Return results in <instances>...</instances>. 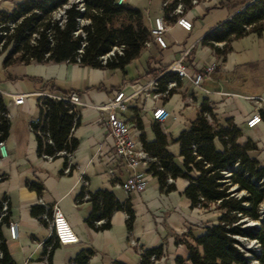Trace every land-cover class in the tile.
I'll use <instances>...</instances> for the list:
<instances>
[{"label":"crops","instance_id":"0c3cea01","mask_svg":"<svg viewBox=\"0 0 264 264\" xmlns=\"http://www.w3.org/2000/svg\"><path fill=\"white\" fill-rule=\"evenodd\" d=\"M20 1L0 0V11L9 12ZM161 1H123L141 12L146 28L153 18L159 17L168 29L165 50L161 51L150 43L122 70L90 68L67 62L3 68L4 55L0 54V96L9 114L8 132L3 141L6 157L0 160V176L3 177L0 180V200H8L7 220L17 224V237L9 240L5 224L0 225V236L14 264H71L84 250L92 253L87 264H138V253L129 246V238L143 249L160 247L157 264H175L177 257L183 260V264H189L185 247L176 241L183 236L192 244L191 237H198L205 227L216 223L218 211L213 207L207 210L189 208L183 197L187 181L179 178L173 182L174 191L160 193L156 178L149 176L142 193L127 196L118 187L126 179L127 171L110 161L111 152L103 153L102 144L111 147V140L102 134L98 112L93 108L106 102L118 90L131 95L133 86L145 85L162 72L158 73L159 68L164 71L183 48H190L187 77L178 79V85L167 98L153 99L143 92L135 95L121 114L130 126V133L140 144V135L144 136L145 142L153 141L151 109L163 107L168 112V117L160 125L167 142L165 150L172 156V162L182 169L178 144L173 140L190 127L200 103L206 101L218 125L229 120L240 131L236 145L241 146L247 141L254 144L255 148L246 155L264 167V120L253 128L245 125V120L259 110L247 98H258L260 105H264V30L258 36L248 33L231 41L223 60L210 48L200 45L204 35L253 0L231 6L226 0L200 2L184 14L191 23L188 32L174 26L173 20H165ZM211 63L215 64L213 73L205 76L199 87L192 86V74ZM71 93L77 95L81 106L78 123L70 132L77 145L69 158L71 169L64 174L62 157L52 160L37 157L35 136L28 124L39 117L37 99L40 94L60 97ZM11 94H25L23 105H13L9 98ZM137 122L141 124V130L137 129ZM214 146L220 150L216 140ZM27 182L41 187L39 195L26 187ZM98 190L111 193L119 204L128 200L133 216L130 230L126 228L122 211L111 213L109 227L105 230H94L86 224L92 205L77 196L81 191L83 196H88ZM54 205L74 232L75 244L58 245L42 217L45 214H30L32 207L35 212L39 211L38 207H50V218ZM49 238L50 251L46 254L48 246L44 251V243Z\"/></svg>","mask_w":264,"mask_h":264},{"label":"trees","instance_id":"16d2710c","mask_svg":"<svg viewBox=\"0 0 264 264\" xmlns=\"http://www.w3.org/2000/svg\"><path fill=\"white\" fill-rule=\"evenodd\" d=\"M180 2L183 12L191 8L190 0ZM175 4L176 1H172L163 9L165 20H169L167 14ZM79 5L82 11H79ZM58 10L62 11V15L56 18L54 14ZM263 30L264 0H253L204 35L200 45L210 48L216 57L223 60L231 41L248 33L258 36ZM147 38L141 12L127 4H116V0H21L9 12L0 11V54L5 52L1 62L3 68L30 63L67 62L90 68L122 70L139 55ZM114 47L120 48V54L114 51L102 63L100 57ZM157 71L159 73L163 68ZM168 81H175L176 85L179 82L174 74L165 73L159 78L160 89ZM37 107L38 120L29 123L35 136L37 157L43 155L52 160L59 157L62 151L71 154L77 143L70 132L78 123L72 108L67 102L48 97H39ZM5 113L0 96V142L6 139L8 132ZM258 114L264 118V105ZM136 127L142 129L139 122ZM37 130L50 144L37 136ZM151 131L153 141L145 142L144 136L140 135V142L143 150L155 159L146 172L156 178L159 192L174 191V180L184 179L187 185L183 197L188 201L189 208L207 210L213 207L219 213L215 224L205 227L198 237H191L192 244L183 236L176 241L185 247L186 261L189 264H253V261L264 264V207H261L264 202V167L246 155L247 151L255 148L254 144L247 141L241 146L236 145L240 131L229 120L224 125H218L206 101L200 103L190 127L173 140L178 144L182 169L172 162V156L166 152L167 142L160 126L152 123ZM214 140L220 145V150L215 148ZM60 157L64 159L65 168L67 159ZM62 171L59 173L62 174ZM26 187L37 195L41 191V187L32 182H27ZM82 196L81 191L77 199ZM87 200L92 205L85 219L90 228L107 229L111 213L122 211L127 216L126 228L131 229L133 216L128 200L119 204L111 193L102 190L88 195ZM38 208L39 211L35 212L32 207L30 214L40 216L43 213L49 218L50 207L46 211L43 207ZM96 221L102 223L95 226ZM249 222L256 226L247 227ZM6 223L7 217L0 220V225ZM50 241L51 238L44 243V251ZM241 241H255L259 250L249 251L250 257H245ZM139 248L138 264H157L161 256L160 247ZM91 255L89 250L81 251L71 264H87ZM150 257H153L152 262H149ZM174 263L183 264V260L177 257ZM0 264H14L1 236Z\"/></svg>","mask_w":264,"mask_h":264},{"label":"built area","instance_id":"2783aa9c","mask_svg":"<svg viewBox=\"0 0 264 264\" xmlns=\"http://www.w3.org/2000/svg\"><path fill=\"white\" fill-rule=\"evenodd\" d=\"M77 1V0H76ZM124 0H116V4L123 3ZM172 1H176V4L167 14V18L169 20H173V24L176 27H179L181 30L188 32L191 29V23L186 19L185 12H183V5L180 0H162L161 8L164 9L170 4ZM208 0H190L191 7L198 5L200 2H205ZM83 8L79 5V11H82ZM62 15V11L58 10L57 17ZM10 28L12 25L9 26ZM168 26L164 22L162 18L156 17L151 20L149 27L147 28L148 38L144 42L143 47L147 48L150 43H153L159 50H165L167 48L165 41V34L167 32ZM117 52L120 54V48H112L106 55L100 57L102 63L105 62L107 58L113 55V52ZM178 57L171 61L166 69L159 73L154 78L150 79L143 86H133V93L131 95L124 94L121 90L116 91L113 96L107 99L106 102L99 106H93L94 110L98 112L99 117V126L101 128L102 134L105 137L111 140V147H108L106 144H102V149H104L103 153L111 152L112 157L110 161L115 163L116 166H121L127 171V177L124 181L118 184V187L127 195H139L142 193L146 187L148 177L150 176L146 170L149 166L155 162V159L150 157L147 152H145L138 142L136 136H133L130 133V126L121 117V114L124 113L130 105L132 98L140 92L145 93L146 96H151L153 99H164L170 95V91H172L176 87L175 81H168L165 83L163 89H160L159 78L165 73L174 74L176 78L182 79L187 77V69H188V55L190 52V48H183L179 51ZM215 69V64H207L201 66L195 73L190 77V84L194 87H199L203 78L205 76H209L213 73ZM227 96H231L230 94H226ZM25 94H11L9 95L10 101L15 106L23 105ZM39 97H48L51 99H59L64 102H67L69 106L72 108L73 112L76 114L75 117H78V110L81 106L78 97L76 94L71 93L67 96L56 97L51 94H40ZM249 102L257 105L260 110L263 106L260 105L258 98H247ZM39 105V103H38ZM3 116L8 120L9 114L6 112ZM168 117V112L163 107H153L151 109V119L154 123H157L159 126L161 123ZM38 117L30 120L31 122H37ZM262 119L258 111L251 114L246 120L245 125L248 128H253L257 124H259ZM29 125V124H28ZM30 129V128H29ZM31 131V130H30ZM37 136L41 137L42 133L38 130L36 131ZM42 138V137H41ZM43 141L50 144V141L43 139ZM100 151V150H99ZM101 153V152H100ZM60 156H65L67 159V165L63 169V173L67 174L69 172V158L70 153L67 152H59ZM6 157L5 149L3 141L0 142V160ZM43 159L51 160L46 156H41ZM168 183L171 182L170 179L167 180ZM85 185L86 182L82 181ZM87 199V196L84 195L79 200ZM261 207H264V202ZM45 210L48 207L44 208ZM8 215V200L4 198L0 202V220L2 218H6ZM48 229L51 231L54 241L61 246L75 244L77 242V238L70 228L69 224L57 208V206L51 207V216L47 218L45 215L42 216ZM127 220V216L125 215V221ZM102 223V221L94 222L95 226H98ZM252 226H256L255 223H249ZM6 230L8 234L9 240H15L17 237V224L12 221H8L5 224ZM248 225V224H247ZM129 235V234H128ZM249 243L253 246L255 251H258V245L255 241H249ZM128 244L130 247L134 248L136 252L141 253V249L137 245V243L131 238L128 239ZM50 251V246L46 248V254ZM153 261V257L149 258V262ZM253 264L256 262L253 261Z\"/></svg>","mask_w":264,"mask_h":264},{"label":"rangeland","instance_id":"374dc122","mask_svg":"<svg viewBox=\"0 0 264 264\" xmlns=\"http://www.w3.org/2000/svg\"><path fill=\"white\" fill-rule=\"evenodd\" d=\"M227 2H228V4L231 6V5H233V4H235V3H240L241 1H244V0H226ZM248 3H246V4H244V5H242V8L244 7V6H246ZM237 12V11H236ZM236 12H234L233 14H235ZM232 14V15H233ZM54 17H56L57 18V13H55L54 14ZM82 23V22H81ZM5 54V52L4 53H2V55H4ZM246 224V223H245ZM242 243H241V245H242V248L244 249V256L245 257H250V255H249V251H254V248H253V246L249 243V241H241Z\"/></svg>","mask_w":264,"mask_h":264},{"label":"water","instance_id":"95a60500","mask_svg":"<svg viewBox=\"0 0 264 264\" xmlns=\"http://www.w3.org/2000/svg\"><path fill=\"white\" fill-rule=\"evenodd\" d=\"M248 224V225H247ZM246 226L249 227V226H252L251 224L247 223Z\"/></svg>","mask_w":264,"mask_h":264},{"label":"bare ground","instance_id":"6f19581e","mask_svg":"<svg viewBox=\"0 0 264 264\" xmlns=\"http://www.w3.org/2000/svg\"><path fill=\"white\" fill-rule=\"evenodd\" d=\"M250 223V222H249Z\"/></svg>","mask_w":264,"mask_h":264}]
</instances>
